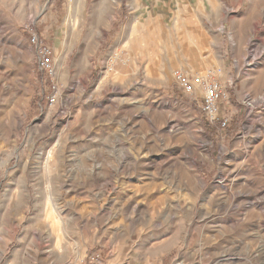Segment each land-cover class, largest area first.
<instances>
[{"label": "rangeland", "instance_id": "1", "mask_svg": "<svg viewBox=\"0 0 264 264\" xmlns=\"http://www.w3.org/2000/svg\"><path fill=\"white\" fill-rule=\"evenodd\" d=\"M177 2L117 36L110 0H0V264H264V0Z\"/></svg>", "mask_w": 264, "mask_h": 264}, {"label": "built area", "instance_id": "2", "mask_svg": "<svg viewBox=\"0 0 264 264\" xmlns=\"http://www.w3.org/2000/svg\"><path fill=\"white\" fill-rule=\"evenodd\" d=\"M29 31V41L34 46L37 69L53 78L55 72L51 48L38 37L34 30L30 29ZM116 57V55L109 57L107 62L109 70L113 68V64L117 60ZM172 77L176 86L186 95H196L198 91L200 92V111L210 124L216 125L221 130L228 127L230 117L220 112V103L226 98V91L215 79L212 71L200 75L178 68L173 71ZM59 94V87L53 82L51 90L46 96L47 102L53 105Z\"/></svg>", "mask_w": 264, "mask_h": 264}, {"label": "crops", "instance_id": "3", "mask_svg": "<svg viewBox=\"0 0 264 264\" xmlns=\"http://www.w3.org/2000/svg\"><path fill=\"white\" fill-rule=\"evenodd\" d=\"M110 1L113 6L117 5L118 7L113 8V12L110 16L112 23L109 26L105 27L106 34H112L114 32L117 36L121 34L123 29V26L121 24H118V21L121 20L124 15L125 20L135 19L144 23V21L150 19L151 17L158 18L160 16L159 13H166L168 11H171V6L174 7V5L178 3L177 0H125L124 10H126V12L123 13L120 9L122 0ZM104 3V9H101V7L99 8V11L101 10V12L103 10L106 11L109 4L108 0H104ZM197 4L199 3L197 2ZM95 17L98 18L97 15H95ZM124 29H127L126 25H124ZM230 33H232L231 29ZM232 42L234 46L231 49L230 55L232 56V60H234L236 58V45L234 41Z\"/></svg>", "mask_w": 264, "mask_h": 264}]
</instances>
